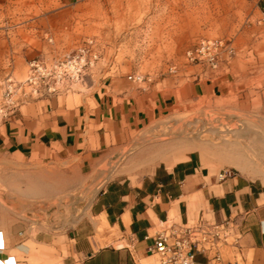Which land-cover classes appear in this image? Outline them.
I'll return each mask as SVG.
<instances>
[{
  "label": "rangeland",
  "instance_id": "374dc122",
  "mask_svg": "<svg viewBox=\"0 0 264 264\" xmlns=\"http://www.w3.org/2000/svg\"><path fill=\"white\" fill-rule=\"evenodd\" d=\"M202 41L222 43L216 68L187 57ZM79 48L92 61L83 77L46 93L30 64L52 66ZM113 79L141 98L164 99L167 111L90 170L61 154L1 156L0 223L74 228L104 187L137 185L190 154L217 179L264 183V0H0V126L29 122L47 100L79 104ZM210 81L215 96L195 92Z\"/></svg>",
  "mask_w": 264,
  "mask_h": 264
},
{
  "label": "crops",
  "instance_id": "0c3cea01",
  "mask_svg": "<svg viewBox=\"0 0 264 264\" xmlns=\"http://www.w3.org/2000/svg\"><path fill=\"white\" fill-rule=\"evenodd\" d=\"M194 89L200 96L219 92L212 81ZM167 106L164 99L141 98L125 89L124 80L113 79L108 90L101 86L79 104L47 100L29 122L19 125L17 119L0 126V157L45 160L61 154L90 170L121 140L160 119ZM262 185L241 177L219 180L190 154L155 168L137 185L104 187L89 217L74 228L56 232L19 218L5 220L0 223V264H154L147 248L160 222L170 218L176 224L202 220L218 227L217 249L205 244L195 264H264Z\"/></svg>",
  "mask_w": 264,
  "mask_h": 264
},
{
  "label": "built area",
  "instance_id": "2783aa9c",
  "mask_svg": "<svg viewBox=\"0 0 264 264\" xmlns=\"http://www.w3.org/2000/svg\"><path fill=\"white\" fill-rule=\"evenodd\" d=\"M222 46L221 42L202 41L187 53V57L192 62H206L216 68L218 51ZM87 54V50L79 48L74 54L65 56L52 66L38 61L32 62L30 66L38 73L41 88L48 94H55L60 88L71 90L80 81L86 68L92 64V61L86 60ZM227 177L230 174H219L220 180ZM217 228L202 220L191 225L165 220L160 222L159 230L154 235L153 244L147 248V253L155 257L154 264H195V255L205 250V244L217 249L214 245V240L218 239ZM215 261H219L218 252Z\"/></svg>",
  "mask_w": 264,
  "mask_h": 264
},
{
  "label": "bare ground",
  "instance_id": "6f19581e",
  "mask_svg": "<svg viewBox=\"0 0 264 264\" xmlns=\"http://www.w3.org/2000/svg\"><path fill=\"white\" fill-rule=\"evenodd\" d=\"M184 127V126H183ZM182 127V129L179 130V132L181 133V135L183 136H189V133ZM191 135V134H190ZM193 136V135H192ZM258 136L260 137V135L258 134ZM199 137V136H198ZM261 138V137H260ZM146 139V138H145ZM158 139V138H155ZM148 140H143L142 142H146ZM106 174V173H105Z\"/></svg>",
  "mask_w": 264,
  "mask_h": 264
}]
</instances>
